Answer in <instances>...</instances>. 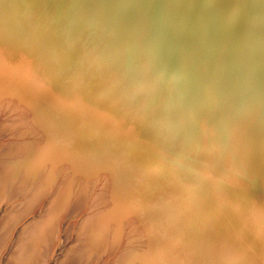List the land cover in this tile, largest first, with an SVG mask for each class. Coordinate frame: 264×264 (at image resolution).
I'll list each match as a JSON object with an SVG mask.
<instances>
[{"label": "rangeland", "instance_id": "obj_1", "mask_svg": "<svg viewBox=\"0 0 264 264\" xmlns=\"http://www.w3.org/2000/svg\"><path fill=\"white\" fill-rule=\"evenodd\" d=\"M33 1L0 0V264L22 243L34 264H264V168L231 132L264 127V47L165 46L149 0ZM262 1L242 11L264 28Z\"/></svg>", "mask_w": 264, "mask_h": 264}, {"label": "bare ground", "instance_id": "obj_2", "mask_svg": "<svg viewBox=\"0 0 264 264\" xmlns=\"http://www.w3.org/2000/svg\"><path fill=\"white\" fill-rule=\"evenodd\" d=\"M34 1L32 3H34ZM37 1H39V0H37ZM37 1H35V2H37ZM173 1L174 0H163L162 2H164V3H162V5H161V1L160 2H157L156 0H149L148 1L150 3H154V4L159 3L160 4V6H159L160 8L158 7L159 8L158 11L161 13V15L163 17V21L162 20L161 21H159V20L155 21L154 18L151 17V15H147V14L146 15L145 14L142 15V13H138L137 11L135 12L136 18L140 19V20H143V23H145L147 25V27H148L147 35L156 34L157 36L160 37V34H163L162 32H165V31L167 32V33L165 32V34L167 35V38L164 40V45L165 46H166V44L167 45H169V44L171 45V44H174V43L179 45V42L182 44V41L179 40V37H181V35L189 34L190 36H192L194 38H196V37L197 38H199V37L201 38V40H202L201 41L202 42L201 47L202 48H201L200 51L208 50V48H212L214 46V44L216 45L217 40H219V42L221 41L223 44L227 43V45H231L230 43L234 42L233 44H235L236 47H238V48L244 47L245 51H247L246 49L251 48L250 46H252L254 48H258L257 46L264 47V37H263L264 28L261 27V26L258 27V25L255 24V18H257V16L251 15V13H249V11H246V12L242 11L243 7L246 6L245 2L243 3V0H178L177 4L174 3L176 0L174 2ZM258 1H262V0H255V2H258ZM22 3H23V5L24 4L26 5V3H24L23 1H22ZM262 3H263V1H262ZM181 4H184V8L179 10L177 8V6H180ZM195 4H197L199 6L200 10L197 11V13H196L197 17H195V20H193L191 17H192V11H194V9H195ZM18 6H19V4H18ZM18 6L16 5V7H15V5H14L15 8H18ZM20 6H22V4ZM30 6H31V4H30ZM58 6H59V4H58ZM28 7H29V5H28ZM249 7H250V9L252 11L255 10V9H252L253 6H249ZM25 9L26 8H24L23 12H25ZM82 9L86 11L87 8L85 6ZM20 10L21 9L19 8V12H20ZM260 11H261V14L260 13L259 14L264 16V8H261ZM13 12H14V9H13ZM16 13H17V11H16ZM21 13H22V10H21ZM74 14L79 16L80 15L79 10L77 9ZM16 15L14 14V17ZM20 16L22 17L21 14H20ZM17 18H19V15H18ZM85 18H86V16H85ZM11 23L12 22L10 21L9 25ZM161 24H163L164 26L161 25ZM238 25H242V26L237 27ZM199 26L203 28L201 30V32H204L200 36H199L200 30L198 29ZM168 32H171V33H168ZM241 32H242V35H243V39L240 38L241 37ZM206 34H207V36H203V35H206ZM210 34H214L215 38L213 39V41L211 40L212 39V35H210ZM109 36L112 37V35H109ZM219 42H218V46L221 47V45H219L220 44ZM197 43L199 45V42H197ZM191 45H192V43L190 42V46ZM4 48H5V46H4ZM0 51L3 52L2 49ZM193 52L191 50L190 53H193ZM153 53H154V55H156L157 51L154 50ZM194 54H196V53L194 52ZM189 55H191V54H189ZM2 56H0V57H2ZM22 58H24V57H22ZM239 58H242L243 60H245V56L244 55L243 56L240 55ZM23 60H25V59H23ZM4 62H6V61H4ZM9 64L10 63L8 62L7 66ZM10 66L11 65H9V67ZM9 67H8V72L11 73V71H9ZM10 70L14 71L15 67H14V69L12 68ZM23 70H25V69H23ZM5 72L6 71L4 70L3 73H5ZM25 74H27V73L25 72ZM29 74H31V73H29ZM7 75H9V74L7 73ZM15 75H17V74H15ZM9 76H8V78L10 79ZM32 76H34V75H32ZM25 77H26V75L23 76V78H25ZM33 80H34V78H33ZM7 81H5V82H7ZM9 82H11V81H9ZM34 83H37V82H34ZM37 84H39V81H38ZM37 84L35 85V88H36V86H38ZM44 89L45 88H43V90ZM65 89H67V88H65ZM39 90H38V92H39ZM43 90H40V91H43ZM62 100H63V98H62ZM65 101H67V100H65ZM58 102H60V100ZM251 107L257 113L262 111V109L264 110V98L258 100L256 102V104L254 103L253 105H251ZM234 130L241 131L243 133L241 135V137L239 138L240 140L238 141L239 144L242 146L241 149H243L247 153L253 152L254 154H256L258 156V160H259L258 161V165L261 166L259 168L263 169L264 168V127L261 125V123H256L254 118H253V116H252V114H250V112H249V115H245L244 114V116L241 117L240 122L238 124H235V128L233 130H231V132H233ZM245 135H247L246 138H245ZM240 153H241V151H240ZM243 157H244V155H243ZM245 161H246V159H245ZM1 190L3 191L4 189L2 188ZM1 190H0V200L2 198V191ZM3 196H4V194H3ZM207 197H208V195H207ZM208 200H210V199L208 198L206 201H208ZM194 202H195V200H194ZM196 204H197V202H196ZM192 206H195V203ZM211 207H212V205H211ZM256 217H257V215H256ZM13 218H14V216H13ZM12 223L14 224V221ZM3 228H4V226H3ZM7 236L2 237V239L0 240V254L4 251V249L6 247ZM36 247H38V245H30L28 243H26V244L22 243V245H20V247H18L17 253H15V255H12V257L10 258L8 264H34V261H33V258H32V253H30V250L31 249L32 250L36 249ZM0 261H1V259H0Z\"/></svg>", "mask_w": 264, "mask_h": 264}, {"label": "water", "instance_id": "obj_3", "mask_svg": "<svg viewBox=\"0 0 264 264\" xmlns=\"http://www.w3.org/2000/svg\"><path fill=\"white\" fill-rule=\"evenodd\" d=\"M261 78H262V75L258 72V74H257V76H256V80H257L258 82H260Z\"/></svg>", "mask_w": 264, "mask_h": 264}]
</instances>
